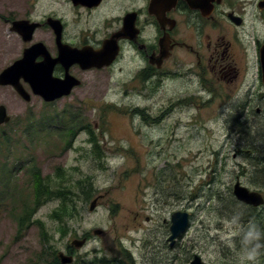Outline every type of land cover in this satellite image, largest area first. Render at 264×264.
I'll return each instance as SVG.
<instances>
[{
    "label": "rangeland",
    "instance_id": "obj_1",
    "mask_svg": "<svg viewBox=\"0 0 264 264\" xmlns=\"http://www.w3.org/2000/svg\"><path fill=\"white\" fill-rule=\"evenodd\" d=\"M24 48L0 22V74ZM133 66L76 72L83 85L51 103L24 81L30 102L0 86V105L12 118L0 126V264H54L59 252L85 237L86 245L74 248L76 261L127 251L134 264H188L195 255L207 264H264V206L256 209L262 229L245 224L246 207L232 192L239 181L264 195V120L255 127L250 115L252 127L245 125L241 140L232 123L241 109L230 105L236 90L229 98L203 93L212 100L206 105L196 96L187 100L185 78L151 82L154 90L129 82ZM139 92L155 96L140 99ZM40 182L70 189L73 218H53L61 203L55 199L20 230L18 219ZM18 200L24 203L17 212ZM177 211L190 214V225L171 248ZM99 229L103 234L94 235Z\"/></svg>",
    "mask_w": 264,
    "mask_h": 264
},
{
    "label": "flooded vegetation",
    "instance_id": "obj_2",
    "mask_svg": "<svg viewBox=\"0 0 264 264\" xmlns=\"http://www.w3.org/2000/svg\"><path fill=\"white\" fill-rule=\"evenodd\" d=\"M1 10L0 22L24 51L41 44L51 59L59 57L60 49L105 51L106 61L115 57L103 69L55 64L53 78L69 75L81 82L68 97L84 82L76 72L110 73L124 62L134 64L128 81H142L146 89H155L151 82L185 78L187 100L196 96L205 103L203 93L220 98L236 90L230 105L241 109L232 120L241 140L245 125L252 127L250 115L255 127L264 120V0H1ZM69 249L68 254L75 253Z\"/></svg>",
    "mask_w": 264,
    "mask_h": 264
},
{
    "label": "water",
    "instance_id": "obj_3",
    "mask_svg": "<svg viewBox=\"0 0 264 264\" xmlns=\"http://www.w3.org/2000/svg\"><path fill=\"white\" fill-rule=\"evenodd\" d=\"M57 31V30H56ZM59 32V30H58ZM27 39V38H26ZM105 51L97 53H85V51L60 49L59 57L51 59L49 53L38 44L24 51L22 59L15 61L0 74V86H11L16 93L25 101H31V94L25 90L21 81L29 84L32 94L39 96L46 103H51L67 97L74 88L79 87L81 82L72 76L66 75L65 79L58 80L52 77V70L55 64H63L67 69L74 63L80 64L84 70L103 69L113 62V56L108 61L105 59ZM44 56V61L37 63L38 57ZM116 56V52H115ZM11 116L7 113L5 106L0 105V126L8 124ZM233 196L239 202L253 208L264 206V195L258 191H251L243 186L239 181L233 186ZM98 203L95 199L90 207L94 211ZM190 225V214L188 212L177 211L171 216L170 236L168 241L170 247H174L177 240L186 233ZM103 234V230H95L94 235ZM87 239L74 240L71 246L81 249L86 244ZM61 264H73L74 257L63 252L58 253ZM188 264H207L200 256L195 255Z\"/></svg>",
    "mask_w": 264,
    "mask_h": 264
},
{
    "label": "trees",
    "instance_id": "obj_4",
    "mask_svg": "<svg viewBox=\"0 0 264 264\" xmlns=\"http://www.w3.org/2000/svg\"><path fill=\"white\" fill-rule=\"evenodd\" d=\"M2 138H4V136H2ZM89 142L94 144L95 149L99 148V146L96 143L94 138H90ZM7 179L10 182V178H7ZM40 184H41V182L39 183V185ZM39 187H41V190L38 189V187H37L38 190H37V195H36L34 203L31 205L26 203L22 217L18 219V225H19L20 230H22L23 228L27 229L31 224H33L31 222L32 221L31 218L33 217V215L36 213V211L39 209V207L41 205H43L44 203H47L51 200H55V199L59 200L61 203L58 206V208L54 211L53 218H57L58 221L65 219L67 217L73 218L72 209L74 210V203L75 202L72 198H70L71 191L69 188L61 187V188L50 190L47 186H44V183H43V185H40ZM8 188H9V186H6V190ZM86 195H87L86 199L91 197L89 192H87ZM13 201L14 200H12V202ZM23 203L24 202L18 200L15 204V207H14V208H16L15 211L18 212V210H19L18 207H20ZM239 204L243 205L241 203H239ZM33 206H34V208H32ZM245 207H246L248 215L245 217L246 219L244 220V223L246 224L249 222L252 224L251 225L252 227L258 228L259 226H261V229H262V224H261V222H259V216L256 215V208H252V207H248V206H245ZM36 222L40 223L38 220ZM248 232H249V230H248V226H247V232L245 234L247 237H248ZM43 234L46 235L45 232ZM262 234H263V232H262ZM260 242H262V241H260ZM247 243L248 242H246L244 244V247L248 246ZM262 244H263L262 250H264V243H262ZM59 263L60 262H59L58 258L57 259L55 258L54 264H59ZM73 264H134V261L126 251L125 255L122 257H119V258L110 259V258L95 256L91 259H82V260L76 261Z\"/></svg>",
    "mask_w": 264,
    "mask_h": 264
},
{
    "label": "clouds",
    "instance_id": "obj_5",
    "mask_svg": "<svg viewBox=\"0 0 264 264\" xmlns=\"http://www.w3.org/2000/svg\"><path fill=\"white\" fill-rule=\"evenodd\" d=\"M248 259H254V257L253 256H249Z\"/></svg>",
    "mask_w": 264,
    "mask_h": 264
},
{
    "label": "bare ground",
    "instance_id": "obj_6",
    "mask_svg": "<svg viewBox=\"0 0 264 264\" xmlns=\"http://www.w3.org/2000/svg\"><path fill=\"white\" fill-rule=\"evenodd\" d=\"M232 220V219H231Z\"/></svg>",
    "mask_w": 264,
    "mask_h": 264
}]
</instances>
